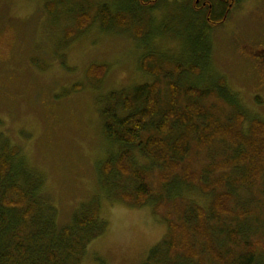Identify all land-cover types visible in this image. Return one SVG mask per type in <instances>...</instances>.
Segmentation results:
<instances>
[{
	"label": "rangeland",
	"instance_id": "374dc122",
	"mask_svg": "<svg viewBox=\"0 0 264 264\" xmlns=\"http://www.w3.org/2000/svg\"><path fill=\"white\" fill-rule=\"evenodd\" d=\"M263 1L243 0L224 23L209 26V8H196L195 0H156L149 6L140 0H0V149L6 142L18 147L17 159L22 158L38 180L41 177L35 198L45 200L42 225L51 222L62 230L80 209L93 201L99 204V220L80 264H219L194 235L198 257L184 258L180 251L168 250V244L153 261L148 259L169 237L172 222L194 223L198 206L212 217L216 189L205 192L179 174L163 181L167 166L132 147L130 164L146 170L153 193L141 206L126 201L123 194L135 192L138 180L111 160L126 146L106 136L101 108L110 92L157 79L144 66L151 53L181 85L212 86L210 103L225 107L227 119L243 111L245 129L253 117L264 120V64L252 65L246 59L250 44L258 45L255 41L264 34V7H258ZM103 4L128 13L126 27L112 21L104 28L99 10ZM83 12L91 15L90 24L67 41L68 28ZM93 63L109 65L98 81L87 76ZM167 80L162 77L165 96ZM223 82L231 102L219 94ZM76 84H82L80 89ZM234 153V146L217 141L186 160L204 171ZM239 172L234 169L233 175ZM220 175L204 172L203 182ZM225 189L234 194L233 209L245 217L225 216L218 222L211 218L216 245L222 252L239 254L248 243L257 242L258 264H263L264 177L256 187L228 182ZM30 231L34 238L41 232L37 225Z\"/></svg>",
	"mask_w": 264,
	"mask_h": 264
},
{
	"label": "trees",
	"instance_id": "16d2710c",
	"mask_svg": "<svg viewBox=\"0 0 264 264\" xmlns=\"http://www.w3.org/2000/svg\"><path fill=\"white\" fill-rule=\"evenodd\" d=\"M140 1L149 6L156 0ZM195 1L196 8L200 10L205 9L202 8L204 2L211 3V7L206 5L209 9L205 15L209 26L224 23L232 10L230 0ZM217 1L218 10L215 9ZM99 10L104 28L112 21L116 25L126 27L130 20L128 13L113 11L108 4L101 5ZM91 20L88 12L80 13L75 25L67 30V41L87 29ZM149 59L151 65L147 66ZM144 66L149 73L155 74L157 79L134 85L131 89L123 88L110 92L105 98L106 105L101 108L106 136L126 146L111 160L116 159L115 165L119 171L138 180L135 192L124 193V198L136 206H141L153 193L150 176L146 170L132 167L130 164L132 147L139 148L156 163L167 166V170L161 173L163 181H170L179 174L185 182L197 183L205 192L216 189L211 205L212 217L203 207L198 206V219L194 223L172 222L168 239H163L154 247L148 259L153 261L159 250L168 244V250H178L184 258L198 257L199 252L192 238L194 235L208 245L210 255L219 264H258L257 242H247V250L239 254L222 252L212 237L213 224L210 219L218 222L225 216L245 217L244 213L233 209L234 194L226 190L225 186L232 182L236 186L245 185L252 188L263 179L264 120L253 117L249 128L245 129L246 114L243 111L237 110L233 119H227L225 107L210 103L215 94L212 86L181 85L167 75L164 65L151 53L145 57ZM179 67L181 65L177 64V68ZM191 69L198 73L195 67ZM108 70V64L93 63L87 76L91 81H98ZM163 76L168 78L167 96L163 93ZM81 86L82 84H76L74 88L80 89ZM219 91L223 100L232 101L231 96L225 94V82ZM217 141L234 146L236 153L208 164L204 171L195 170L193 163L186 159L193 152H202ZM3 144L0 149V264H80L84 249L93 237L90 234L94 232L92 226L99 220V204L93 201L80 209L75 214L73 223L62 230H56L53 222L47 224L44 221L42 225L41 212L45 207L41 205L45 200L35 198V192L39 194L41 190V177L38 180L26 169L27 166L22 164V158L17 159L20 152L18 147L11 148L8 142ZM111 160L110 165L114 164ZM105 168L107 169L106 166ZM234 169L240 171L239 175H233ZM204 172L221 175L213 177L210 183H204ZM35 225L41 230L38 238H34V232L30 231ZM235 236L237 234L234 231L231 236L234 242L237 240ZM14 251H17V254H14Z\"/></svg>",
	"mask_w": 264,
	"mask_h": 264
},
{
	"label": "flooded vegetation",
	"instance_id": "af4514ba",
	"mask_svg": "<svg viewBox=\"0 0 264 264\" xmlns=\"http://www.w3.org/2000/svg\"><path fill=\"white\" fill-rule=\"evenodd\" d=\"M197 1H199V0H197ZM230 1H231L230 7L232 9L235 5H237L238 3H240L243 0H230ZM195 3H196V1H195ZM203 5L204 6L202 8H206L205 7L206 5L211 7V3L204 2ZM258 7H260V8L264 7V1H263V3L261 2ZM215 9L218 10V1L215 4ZM255 42H258L259 44L255 45L253 42L250 44L248 53L246 55V59L252 65L264 64V34L262 35V39L260 41H255Z\"/></svg>",
	"mask_w": 264,
	"mask_h": 264
}]
</instances>
